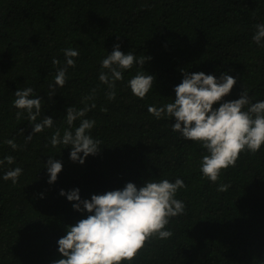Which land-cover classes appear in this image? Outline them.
Here are the masks:
<instances>
[{"label":"trees","instance_id":"obj_1","mask_svg":"<svg viewBox=\"0 0 264 264\" xmlns=\"http://www.w3.org/2000/svg\"><path fill=\"white\" fill-rule=\"evenodd\" d=\"M258 24H264V0H0V160L14 158L0 166V264L63 258L58 240L88 213L76 211L62 190L79 189L81 199L90 200L129 182L139 188L162 179L184 182L175 198L185 212L166 226L171 238H153L132 264H264V146L256 154L242 152L213 183L201 172L207 151L174 132V119L148 112L175 99L181 69L218 80L222 73L233 76L237 83L224 102L243 91L253 104L264 101V41H253ZM117 44L124 54L151 59L125 71L109 100L99 75ZM66 48L79 55L65 86H55L49 99ZM137 72L155 77L144 99L128 86ZM26 87L42 100L37 122L50 117L53 128L34 134L26 112L17 120L14 93ZM93 89L94 101L87 103L96 107L84 119L95 121L88 134L101 141L100 151L81 165L70 159V146L53 148L50 138L57 129L63 135L66 109H83ZM49 159L63 165L54 184L48 183ZM17 167L23 170L17 183L3 180ZM221 184L228 191H218Z\"/></svg>","mask_w":264,"mask_h":264},{"label":"clouds","instance_id":"obj_2","mask_svg":"<svg viewBox=\"0 0 264 264\" xmlns=\"http://www.w3.org/2000/svg\"><path fill=\"white\" fill-rule=\"evenodd\" d=\"M255 28L253 41L260 45L264 41V24H258ZM62 51L66 63L57 70L55 85H49V99L56 92L55 86H65L67 69L75 67L73 58L79 55L72 48ZM150 59L146 56L137 58L132 52L124 54L120 51V45H115L112 53L102 60L99 75L101 83L109 88L107 98H116V82L123 80L125 71L130 70L134 63L143 68ZM52 63L58 65L60 62L53 59ZM180 71L184 79L174 89L175 99L160 108L149 106L148 112L157 119L165 115L174 119V132L180 133L186 140L200 144L207 151L202 158L201 172L204 178L216 183L222 170L235 167L242 152L256 154L264 146V101L253 104L247 92L243 91L239 99L224 102V98L237 83L233 76L222 73L218 80L203 72L190 74L183 69ZM154 81L153 75L137 72L129 80L128 86L137 98L144 99L152 89ZM95 91L93 89V94L85 97L83 109L74 106L66 109V123L69 128L64 130L63 135L57 129L50 138L53 148L60 144L70 146V159L81 165L87 157L95 156L100 151L101 141L88 134L94 128L95 121L84 119L96 107L94 102L90 106L87 103L94 101ZM14 95L13 107L19 110L16 112L17 120L26 112L34 134L42 133L45 128H53L54 120L50 117H44L37 122L41 114L42 100L31 98L34 95L33 88L17 90ZM218 103L219 108L214 109V105ZM78 119L81 123L73 132L71 127ZM32 138L31 135L27 136L25 144ZM6 143L13 150L19 147L14 139L7 140ZM4 163L11 165L14 158L8 156L0 160V166ZM45 167L50 177L48 183L54 184L63 169L62 163L49 159ZM22 171L19 167L10 170L3 176V180H11L15 184ZM184 187L186 185L181 179H177L175 183L167 179L159 182L148 180L139 188L129 182L121 190L92 195L90 200H82L79 189L71 192L62 190L60 195L73 202L76 211H86L88 215L75 225L68 226L66 235L58 240V251L63 258L54 264H132L147 242L153 238L166 240L173 236L170 230L165 229L171 218L185 212V204L175 198L178 190ZM228 188L229 185L221 184L217 190L226 192Z\"/></svg>","mask_w":264,"mask_h":264}]
</instances>
